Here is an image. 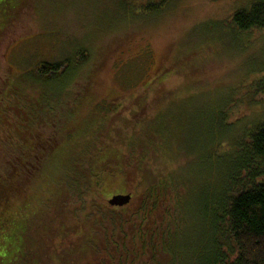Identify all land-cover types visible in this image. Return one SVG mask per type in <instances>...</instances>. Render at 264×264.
Here are the masks:
<instances>
[{"label":"rangeland","instance_id":"374dc122","mask_svg":"<svg viewBox=\"0 0 264 264\" xmlns=\"http://www.w3.org/2000/svg\"><path fill=\"white\" fill-rule=\"evenodd\" d=\"M14 1L0 0V97L21 82L17 77L31 80L39 62H60L83 47L88 60L73 68L64 86L24 88L29 101L47 102L45 111L53 115L50 124H40L41 135L32 137L48 140L43 149L53 153L72 137L92 135L96 143V134L121 132L125 141L134 136L132 144L145 146L132 145L135 154L146 152L150 173L165 179L172 193L175 186L182 188L181 250L195 253L208 213L204 189L212 188L213 194L220 189L226 159L244 123L264 119L261 98L246 102L241 95L264 73V30L237 36L227 22L250 0H171L156 16L141 18L119 11L117 0H24L10 13ZM227 100L235 103L225 119L234 123L223 131L226 142L215 157L208 138L215 111ZM4 113L7 128L19 126L16 112ZM1 135L0 143L20 142ZM68 169L64 162L46 172L52 187L80 179ZM116 177L107 178V184L117 188ZM126 189L131 194L129 180Z\"/></svg>","mask_w":264,"mask_h":264},{"label":"trees","instance_id":"16d2710c","mask_svg":"<svg viewBox=\"0 0 264 264\" xmlns=\"http://www.w3.org/2000/svg\"><path fill=\"white\" fill-rule=\"evenodd\" d=\"M169 1L117 0L115 5L122 13L141 18L156 16ZM14 2L10 13L25 1ZM10 16L3 18L1 29ZM227 22L237 36L264 30V0H250L233 10ZM74 51L60 62H39L31 80L17 77L21 82L8 86L0 97V138L3 134L20 140L0 143V264H264V119L244 123L231 146L233 154L226 159L228 171L221 175L220 189L214 194L212 188L204 189L208 213L203 220V243L195 253H184L183 221L178 214L182 188L175 186L172 193L165 179L150 173L146 152L135 154L132 145L145 146L132 144L134 136L125 141L119 137L121 132L96 134V143L92 135L72 137L53 153L43 149L48 140L32 137L41 135L40 124H50L53 115L45 111L50 109L47 102L29 101L24 88L64 86L73 68H81L88 60L83 47ZM241 95L246 102L259 97L264 106V73L253 78ZM234 103L227 100L215 111L208 138L215 157L226 142L223 131L234 123L225 119ZM8 109L16 112L19 126L14 130L10 124L7 128L4 112ZM81 150L86 157L78 155ZM64 162L80 179L52 187L46 172ZM113 176H117V188L107 184L106 179ZM126 179L133 188L129 203L109 206L104 201L111 195L128 193ZM19 202L22 206L16 207Z\"/></svg>","mask_w":264,"mask_h":264},{"label":"water","instance_id":"95a60500","mask_svg":"<svg viewBox=\"0 0 264 264\" xmlns=\"http://www.w3.org/2000/svg\"><path fill=\"white\" fill-rule=\"evenodd\" d=\"M131 199V194H114L107 199V203L112 206L121 207L122 205L128 204Z\"/></svg>","mask_w":264,"mask_h":264}]
</instances>
